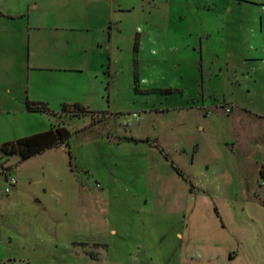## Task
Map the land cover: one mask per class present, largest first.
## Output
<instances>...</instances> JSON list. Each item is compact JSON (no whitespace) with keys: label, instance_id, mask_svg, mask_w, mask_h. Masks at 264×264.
I'll return each mask as SVG.
<instances>
[{"label":"rangeland","instance_id":"rangeland-1","mask_svg":"<svg viewBox=\"0 0 264 264\" xmlns=\"http://www.w3.org/2000/svg\"><path fill=\"white\" fill-rule=\"evenodd\" d=\"M115 4L78 87L89 113L30 110L53 92L6 64L0 88L27 112H7L0 142L71 137L0 159L20 205L0 208V264H264V0Z\"/></svg>","mask_w":264,"mask_h":264},{"label":"crops","instance_id":"crops-1","mask_svg":"<svg viewBox=\"0 0 264 264\" xmlns=\"http://www.w3.org/2000/svg\"><path fill=\"white\" fill-rule=\"evenodd\" d=\"M115 7V0H16L13 4H0V79H5L6 64H16L21 69L22 65H27L29 69L22 70L24 74H29V81L44 77L47 90L53 92L46 97L31 100L30 93L29 97H16L12 90L0 88V137L10 123L5 120L7 112H27L26 97L29 102L43 104L49 110L57 104H83L82 97L87 94L82 91L79 93L78 87H86L87 79L82 74L85 77L90 74L89 65L93 68L97 57L102 58L101 51L105 52L103 47L106 46V41L102 37L97 38V33L104 36L113 25ZM62 88L74 92L60 94ZM53 128L57 126H50L47 130ZM9 139L5 137L0 146L4 142H13ZM148 144L152 146L151 143ZM61 148L65 149V146ZM150 153L151 151L146 154L150 156ZM159 158L161 160L164 157ZM0 159H7L2 152ZM149 168L147 167V172ZM0 178L4 180L3 175ZM8 194L11 195L12 192ZM6 202L5 191L0 190V208L8 211L16 205L20 207L13 200ZM80 205L85 208L84 203L79 201L78 208ZM0 214L2 217V213Z\"/></svg>","mask_w":264,"mask_h":264},{"label":"trees","instance_id":"trees-1","mask_svg":"<svg viewBox=\"0 0 264 264\" xmlns=\"http://www.w3.org/2000/svg\"><path fill=\"white\" fill-rule=\"evenodd\" d=\"M0 14L2 13L0 12ZM27 106L32 111H36L39 108L44 109L43 106L33 102H28ZM63 106L64 109L67 107V105ZM74 106L75 109H78L74 112H90L85 107H81L80 105ZM70 137L71 132L67 127L58 126L57 128L20 138L17 141L4 143L0 146V152H2L3 156L19 155L22 160H26L36 154L44 152L47 149L54 148L56 146H63V144H65Z\"/></svg>","mask_w":264,"mask_h":264},{"label":"built area","instance_id":"built-area-1","mask_svg":"<svg viewBox=\"0 0 264 264\" xmlns=\"http://www.w3.org/2000/svg\"><path fill=\"white\" fill-rule=\"evenodd\" d=\"M16 185H17V180L15 179V178H10L9 180H8V182H7V188H6V192L7 193H10L11 192V190H13V188L14 187H16Z\"/></svg>","mask_w":264,"mask_h":264}]
</instances>
